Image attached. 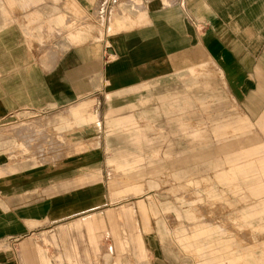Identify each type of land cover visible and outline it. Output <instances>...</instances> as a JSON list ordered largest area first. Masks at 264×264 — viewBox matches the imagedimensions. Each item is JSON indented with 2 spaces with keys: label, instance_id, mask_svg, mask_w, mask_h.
<instances>
[{
  "label": "crops",
  "instance_id": "obj_1",
  "mask_svg": "<svg viewBox=\"0 0 264 264\" xmlns=\"http://www.w3.org/2000/svg\"><path fill=\"white\" fill-rule=\"evenodd\" d=\"M99 1L0 0V264H194L152 256L161 207L116 199L142 183L110 177L155 150L107 138L162 135L144 117L164 104L185 106L171 115L185 134L169 135L217 137L203 173L218 228L185 249L208 248L195 264H253L229 234L264 233V0H109L100 32L87 21Z\"/></svg>",
  "mask_w": 264,
  "mask_h": 264
},
{
  "label": "rangeland",
  "instance_id": "obj_2",
  "mask_svg": "<svg viewBox=\"0 0 264 264\" xmlns=\"http://www.w3.org/2000/svg\"><path fill=\"white\" fill-rule=\"evenodd\" d=\"M108 4H110L109 0L103 4L99 1L97 16L92 14L93 16L87 17V21L92 18L91 22L94 23V26L91 27L99 32L104 27L102 18L105 16ZM89 28L90 25L88 24ZM177 112L178 117L184 116L185 106L182 109H177L174 104L171 109L170 104H164L146 110L144 126L147 133H150L148 130L154 132L153 129H157L162 134L160 136L107 138V141L110 142H107L108 144L130 146V148L134 147L140 150H155V153L151 152L153 156L151 155L150 158L143 154L144 157L138 159V165L133 168L128 166L113 168L110 170V177L115 179L114 188L118 186L127 188L128 185L142 183L139 184L142 186L141 191L136 192L127 188L115 195L116 199L118 196H128L129 199L134 200L138 195L137 197L143 198V201L148 204L149 196L153 195L161 207L160 212L149 213L148 215L147 229L151 231L150 235L154 236L155 240L157 237L155 246L161 248V251L156 249L152 256H158L161 260H193L195 264L197 261L202 262L210 258V252L208 248L199 251L185 249V239L194 243L192 234L197 228L211 229L213 227L217 230L219 223V218L216 215L217 200L212 199L214 194L209 189L211 185H208V182L211 183L213 180V176L211 173V177H209L207 170H204L206 173H203V163L206 166L208 163L216 165L217 137L193 136L187 138L184 135H169L173 132L182 134L186 132L185 120L178 119L175 121L171 119V115L175 116ZM191 143L193 144V154L191 150L190 153L187 151V145H191ZM203 148H206V150L210 148V162L208 161V152L203 153ZM118 155H125L128 158L130 155L134 158L135 154L124 152ZM187 155L190 156L188 160ZM133 158H130L129 162L134 161ZM223 225L224 221L222 219L221 226ZM241 228L245 229L247 225L242 222ZM217 232L222 241L228 237V233ZM229 235L231 242H233L234 236L239 241L238 244L241 246L240 258L241 253L247 251L248 262L256 264L252 256L255 257L256 254L260 255L262 253L263 256L259 259L261 260L259 264H264V233L247 230L241 232V234L231 233ZM53 245L56 246L57 244L54 243ZM1 248H10V245L4 244ZM250 249L252 253L249 252ZM52 250L50 252L53 253ZM201 252H205L204 255L197 257ZM34 253L35 251H31V254ZM190 253L196 258H193ZM232 253L234 254L233 249ZM24 262L26 264H38V260H34V257H28V260H24Z\"/></svg>",
  "mask_w": 264,
  "mask_h": 264
}]
</instances>
